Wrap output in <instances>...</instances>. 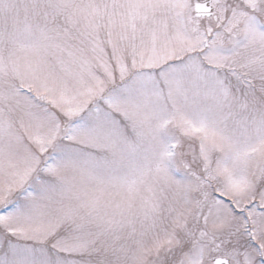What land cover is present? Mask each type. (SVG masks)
<instances>
[{"label":"snow or ice","instance_id":"6c2138e0","mask_svg":"<svg viewBox=\"0 0 264 264\" xmlns=\"http://www.w3.org/2000/svg\"><path fill=\"white\" fill-rule=\"evenodd\" d=\"M0 264H264V0H0Z\"/></svg>","mask_w":264,"mask_h":264}]
</instances>
